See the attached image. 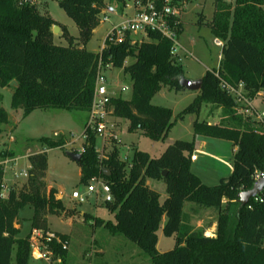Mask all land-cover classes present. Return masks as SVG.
<instances>
[{
  "label": "trees",
  "instance_id": "obj_1",
  "mask_svg": "<svg viewBox=\"0 0 264 264\" xmlns=\"http://www.w3.org/2000/svg\"><path fill=\"white\" fill-rule=\"evenodd\" d=\"M19 1L0 0V89L12 90V109L22 110L24 117L36 110L88 115L99 63L111 64L131 81V98L112 99L111 116L126 120L129 133L139 131L153 142L167 138L174 125L172 111L152 105L151 100L164 87L185 91L180 86L185 79L183 68L172 55L170 40L149 31L148 41L131 44L126 37L119 44H107L99 53H91L85 47L100 23L105 4L102 0H59V8L74 22L79 37L70 36L61 27L60 37L68 44L57 46L52 33L57 23L33 6H19ZM197 1L173 0L177 5ZM213 4L214 14L207 25L213 37L222 42L219 68L205 72L197 97L177 119L199 113L204 104L221 110L219 124L194 121L192 130L194 137L228 141L237 148L230 175L212 187L202 184L191 173L194 141H175L157 159L135 149L128 165L120 160L117 141L112 140L111 150L100 160L95 150L97 139L89 131L77 163L80 185L100 177L110 188L112 201L106 202L105 208L113 214V223L104 227L110 235L135 244L149 259L148 264H264V200L256 203L250 199L243 207L237 203V196L253 187L254 175L264 173V131L239 116L234 99L221 89L223 83L232 87L242 84L246 97L264 94V0H234V5L213 0ZM200 21L203 23L205 17L201 15ZM182 31L180 23L177 36ZM129 58L133 63L124 66ZM13 81L16 85L11 87ZM7 122L8 115L0 108V125ZM40 141L44 149L27 158L26 183L19 190L9 188L5 197L0 167V264H30L32 231L43 235L51 232L47 217L65 210L56 189L48 188L44 181L47 151L63 148L65 142L63 138ZM148 180L165 185L167 198L162 204L159 194L146 185ZM259 196L264 197V191ZM185 204L216 212L214 237L193 230L184 214ZM25 207L33 211L31 229L24 238H17L18 214ZM95 226H103L101 220H96ZM159 230L164 237L175 236L171 251L160 254L156 250ZM54 234L68 243L66 235ZM49 248L64 260L66 251L55 243Z\"/></svg>",
  "mask_w": 264,
  "mask_h": 264
},
{
  "label": "rangeland",
  "instance_id": "obj_2",
  "mask_svg": "<svg viewBox=\"0 0 264 264\" xmlns=\"http://www.w3.org/2000/svg\"><path fill=\"white\" fill-rule=\"evenodd\" d=\"M59 0H20L19 6H33L43 16H48L57 23L59 31L53 34V43L66 47L67 41L60 37L61 27L66 28L69 35L78 38L79 31L74 22L66 16L58 6ZM106 7H113L118 16L110 15L105 21L100 15V23L94 30L86 50L91 53H99L108 32L113 25L121 22L122 15H130L121 0H102ZM234 5V0H226ZM214 14L213 0H199L184 4L181 14L183 31L177 38L178 50L176 60H181L184 77L190 81L202 78L206 71L217 70L221 60L222 47L216 45V40L208 22ZM205 21L201 23L200 17ZM53 30V28H52ZM132 40L136 42L148 41L143 35H134ZM222 43V42H221ZM129 58L124 66L133 63ZM104 77L106 87L115 98L123 100L131 98V81L128 75H124L122 69L112 68L106 70ZM127 87L129 90L124 91ZM12 90L0 89L2 99L0 108L8 115V122L0 125V167L4 172V192L7 196L9 188L19 190L26 183L28 156L41 152L44 146L42 138H63V148H54L47 151V170L45 184L56 189L59 199L65 210L56 216L47 217L48 229L52 233H59L68 237V249L61 264H148L149 259L136 247L135 244L120 236L110 235L104 226L113 223V214L106 208L100 196L91 195L84 204H78L71 200L74 191L85 192V186L79 184L80 168L67 156V152L81 154L84 140L81 137L88 115L83 112H67L61 110H36L28 116H23L20 109H12ZM196 92H174L166 87L162 88L151 100V104L172 111V126L167 138L163 141L153 142L141 132L129 133L128 122L109 116L108 121L113 126V132L117 137L119 158L129 165L133 151L147 153L152 159H157L175 141L205 142L203 150L193 152L196 155L195 162L191 165V173L198 177L202 184L208 187L215 186L221 179L227 178L232 169L234 147L228 141L194 137L192 124L194 121H205L210 124H219L222 116L220 109H213L211 105H202L199 113L185 115L182 120L177 116L185 110L197 97ZM252 106L264 110V94L253 98ZM241 114L243 119L249 120L246 112ZM102 141L97 139L95 150L101 151ZM112 146V144H111ZM111 146L105 147L106 151ZM105 155V153H103ZM102 153L99 159L101 160ZM149 188L159 194V202L162 204L167 198L165 185L161 182L150 181ZM83 213V214H81ZM33 211L25 207L18 214L17 228L20 233L17 238H24L30 232V219ZM184 214L193 230L198 222L203 220L201 227H211L216 222V212L203 208H197L191 204L184 205ZM86 215L88 217H86ZM201 219V220H200ZM101 220L103 226H95V221ZM165 219H162L161 227ZM158 242L156 250L162 254L171 251L175 247V236L164 237L161 230L157 232ZM30 264H41L32 262Z\"/></svg>",
  "mask_w": 264,
  "mask_h": 264
},
{
  "label": "built area",
  "instance_id": "obj_3",
  "mask_svg": "<svg viewBox=\"0 0 264 264\" xmlns=\"http://www.w3.org/2000/svg\"><path fill=\"white\" fill-rule=\"evenodd\" d=\"M125 9L131 12L130 15H122L121 22L113 25L108 32L103 42L101 50L106 45H116L123 42L126 37H129L131 44H139L132 40L134 35H143L147 39V33L157 32L163 37L170 40L173 44L172 55L175 58L178 50L177 44V27L181 23V14L184 4L177 5L173 0H121ZM103 16L107 21L110 15L118 16V13L113 7H106L99 14ZM216 45L222 47V43L216 40ZM181 61V60H177ZM112 69L111 64L103 65L99 63L98 74L95 82V88L93 93V100L91 108L88 112V117L83 128V132L80 138L87 139L88 131L93 133L96 139H101V151L97 152L101 159L104 158V154L108 151L105 147L111 146V141H117V137L113 132V126L108 121L109 116L112 115L111 100L115 99L113 93L108 91L106 87V79L104 74L106 70ZM221 89L229 96H231L237 104V112L243 111L248 114L249 122L257 129L264 131V110H259L252 106L251 101L253 98L246 97L244 87L242 84L236 87L229 86L225 83L221 84ZM124 91L129 90L127 87L123 88ZM259 96V95H258ZM241 115V114H239ZM83 142V144H84ZM83 147V145H82ZM83 152V149L81 153ZM191 162L196 160V155L192 154L190 157ZM264 178V173L255 174L253 177L254 183ZM93 195L95 197L100 196L103 203L111 202L112 197L109 186L99 177L92 178L85 186V192L79 193L74 191L71 194V200L78 204H84L89 200V197ZM264 200L262 196H256L253 201L260 203ZM55 243L62 251H67L68 243L62 242L58 236L52 232H48L45 235L39 231H32L30 238V254L33 262H40L42 264H61L62 259L59 256H55L53 251L49 248V245Z\"/></svg>",
  "mask_w": 264,
  "mask_h": 264
},
{
  "label": "water",
  "instance_id": "obj_4",
  "mask_svg": "<svg viewBox=\"0 0 264 264\" xmlns=\"http://www.w3.org/2000/svg\"><path fill=\"white\" fill-rule=\"evenodd\" d=\"M59 31V28L57 26L53 27L52 33L56 34ZM16 83L13 81L10 83V86H15ZM180 86L188 92H196L198 93L201 90L202 86V81L201 79L196 80V81H190L187 79H183L180 82ZM66 156L74 163H78L81 159V154L78 153H71L67 152ZM163 176L166 175V172L162 173ZM262 191H264V178L258 180L257 182L254 183L253 187L245 192L240 193L237 196V203H239L242 207L247 205L250 199L255 198L258 196Z\"/></svg>",
  "mask_w": 264,
  "mask_h": 264
},
{
  "label": "crops",
  "instance_id": "obj_5",
  "mask_svg": "<svg viewBox=\"0 0 264 264\" xmlns=\"http://www.w3.org/2000/svg\"><path fill=\"white\" fill-rule=\"evenodd\" d=\"M181 24H182V29H183V22L181 21ZM257 97V96H256ZM205 147V142L201 143V142H195V151L194 152H197V151H202L203 148ZM236 147H234L233 151L235 152L236 151ZM197 161V160H195ZM193 161V162H195ZM192 162V163H193ZM29 168V165L27 167V169ZM45 181V180H44ZM47 185V184H46ZM146 185L149 187V182L147 181L146 182ZM49 188V187H48ZM57 199H59V196H58V193H57ZM83 214V213H81ZM201 220V219H200ZM203 223V220L199 221L198 224L199 226H197V228H201V230L203 231V235L205 237H214L215 236V229H216V223H213V225L211 227H201V224ZM17 226V225H16ZM17 228V227H16Z\"/></svg>",
  "mask_w": 264,
  "mask_h": 264
}]
</instances>
